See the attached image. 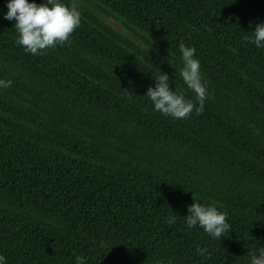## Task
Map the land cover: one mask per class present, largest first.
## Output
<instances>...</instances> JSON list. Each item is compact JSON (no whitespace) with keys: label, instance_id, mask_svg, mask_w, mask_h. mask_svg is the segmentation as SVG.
<instances>
[{"label":"trees","instance_id":"obj_1","mask_svg":"<svg viewBox=\"0 0 264 264\" xmlns=\"http://www.w3.org/2000/svg\"><path fill=\"white\" fill-rule=\"evenodd\" d=\"M6 2L7 264H74L77 255L85 264H249L264 248V48L245 37L264 22V0H64L77 5L81 24L70 43L39 56L15 43ZM99 13L139 30L151 50ZM181 42L196 48L210 98L202 114L176 120L144 95L164 72L170 87L195 100L178 74ZM194 200L226 212L229 233L214 239L189 230L184 217Z\"/></svg>","mask_w":264,"mask_h":264},{"label":"clouds","instance_id":"obj_2","mask_svg":"<svg viewBox=\"0 0 264 264\" xmlns=\"http://www.w3.org/2000/svg\"><path fill=\"white\" fill-rule=\"evenodd\" d=\"M7 11L3 19L15 20L17 33L15 43L22 47L26 54L42 55L48 49L70 43V37L81 24V12L75 3L66 4L64 0H7ZM249 39L256 48H264V22L258 23ZM181 65L178 74L183 83L195 94V100L186 99L184 93L170 87L169 76L162 72L154 79V86L147 88L146 96L153 105L154 111L176 120L188 118L194 112L199 115L204 110L205 100L210 98L206 83L202 79L200 61L196 57V48L178 45ZM177 71V69L175 68ZM11 80L0 79V88H8ZM195 201V200H194ZM188 215L185 218L186 227L191 230L201 227L205 233L214 239L227 235L231 225L227 222V213L218 210L215 205L194 202L188 205ZM172 216L168 223H174ZM201 257L207 253V248L197 247ZM258 253V255H257ZM249 264H264V248L250 253ZM86 257L75 256L74 264H85ZM0 264H7V258L0 254Z\"/></svg>","mask_w":264,"mask_h":264},{"label":"rangeland","instance_id":"obj_3","mask_svg":"<svg viewBox=\"0 0 264 264\" xmlns=\"http://www.w3.org/2000/svg\"><path fill=\"white\" fill-rule=\"evenodd\" d=\"M79 2L81 4L87 5V3L85 2H81V1ZM99 16L105 23H107L108 25L116 29L118 32H120L121 34L129 38L130 40L134 41L138 45H141L147 50H151L140 37L141 32L137 30L136 28H133V27L129 28L123 21L117 20L110 16H106L102 13H99Z\"/></svg>","mask_w":264,"mask_h":264}]
</instances>
